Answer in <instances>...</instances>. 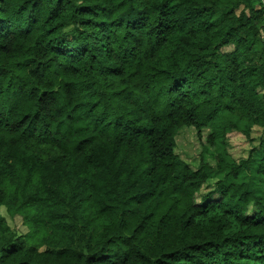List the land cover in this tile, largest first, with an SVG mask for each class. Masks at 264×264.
Wrapping results in <instances>:
<instances>
[{
  "label": "trees",
  "instance_id": "16d2710c",
  "mask_svg": "<svg viewBox=\"0 0 264 264\" xmlns=\"http://www.w3.org/2000/svg\"><path fill=\"white\" fill-rule=\"evenodd\" d=\"M0 208V264H264V0H0Z\"/></svg>",
  "mask_w": 264,
  "mask_h": 264
},
{
  "label": "rangeland",
  "instance_id": "374dc122",
  "mask_svg": "<svg viewBox=\"0 0 264 264\" xmlns=\"http://www.w3.org/2000/svg\"><path fill=\"white\" fill-rule=\"evenodd\" d=\"M233 49L232 46L225 48V52ZM203 132L198 135V132L193 127H182L176 134L175 153L184 159L192 169H198L202 156L204 160L213 161V150L207 145V137L210 133L209 128L203 129ZM263 137L261 127H255L252 131L251 138L239 132H229L227 134L228 147L231 155L239 159H244L249 155L250 150L259 145L260 139ZM216 179H210L209 182L202 187L197 194L198 202H206L217 199L218 193L214 191ZM254 206L250 207V213L254 212ZM0 213L6 218L8 225L13 230H18L23 233L26 232V227L23 225L21 216H12L5 208H0Z\"/></svg>",
  "mask_w": 264,
  "mask_h": 264
}]
</instances>
